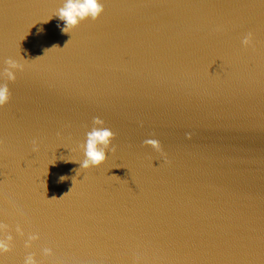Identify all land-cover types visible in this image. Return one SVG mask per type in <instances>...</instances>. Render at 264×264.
I'll return each instance as SVG.
<instances>
[{
  "label": "water",
  "instance_id": "1",
  "mask_svg": "<svg viewBox=\"0 0 264 264\" xmlns=\"http://www.w3.org/2000/svg\"><path fill=\"white\" fill-rule=\"evenodd\" d=\"M64 2L0 0V264H264V0Z\"/></svg>",
  "mask_w": 264,
  "mask_h": 264
},
{
  "label": "clouds",
  "instance_id": "2",
  "mask_svg": "<svg viewBox=\"0 0 264 264\" xmlns=\"http://www.w3.org/2000/svg\"><path fill=\"white\" fill-rule=\"evenodd\" d=\"M104 12L103 4L100 0H65L63 6L59 8L55 14L61 21L64 22L65 27L61 29L63 33H70L73 29L77 28L81 22L88 20L96 21ZM59 27V25H58ZM219 30V29H218ZM40 31H43L40 29ZM39 34V33H38ZM242 45L245 48L253 46V35L249 32L242 40ZM7 67L0 74V78L6 79L8 82H15L16 71H23L24 65L18 63L12 59H8L6 62ZM10 92L7 83L0 84V107H3L9 102ZM93 127L91 131L86 134V142L83 145L84 149V160L79 163L80 169H89L91 167L99 168L102 166L107 159V150L110 148L112 140L115 138L114 133L104 127V121L99 117L93 118ZM188 139H191V135L188 134ZM33 151H39L37 142H33ZM2 144V141H0ZM146 146L151 147L156 152H161V145L155 139H147L144 141ZM111 151L115 153L116 148L111 147ZM66 179L65 176H60L58 182H62ZM31 240L35 241L38 239L37 236H31ZM12 249L0 241V255L11 252ZM45 254L48 256L52 255V250L45 249ZM24 264H37L34 255L29 254Z\"/></svg>",
  "mask_w": 264,
  "mask_h": 264
}]
</instances>
